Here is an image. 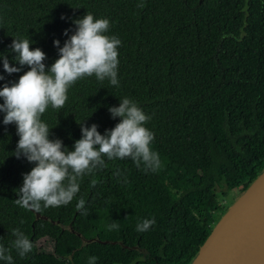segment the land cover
Returning a JSON list of instances; mask_svg holds the SVG:
<instances>
[{
	"label": "trees",
	"instance_id": "trees-1",
	"mask_svg": "<svg viewBox=\"0 0 264 264\" xmlns=\"http://www.w3.org/2000/svg\"><path fill=\"white\" fill-rule=\"evenodd\" d=\"M87 13L108 19L105 35L121 41L119 84L95 74L77 80L63 108L49 105L41 116L49 139L74 151L83 124L104 135L121 120L109 108L127 97L151 117L145 127L154 133L150 148L160 167L146 172L130 157L105 156L70 204L26 210L14 201L35 165L15 157L17 126L4 125L0 112V246L11 249L13 264H88L90 256L96 264H192L264 171V0H0V90L30 70H4L5 56L20 67L13 39H29L50 68L60 58L54 41L63 47ZM221 187L233 194L224 205ZM80 198L87 215L76 209ZM153 218L148 231H136ZM39 223L58 231L51 253L35 239ZM112 223L119 226L109 231ZM15 229L33 242L23 258L12 247Z\"/></svg>",
	"mask_w": 264,
	"mask_h": 264
},
{
	"label": "clouds",
	"instance_id": "clouds-1",
	"mask_svg": "<svg viewBox=\"0 0 264 264\" xmlns=\"http://www.w3.org/2000/svg\"><path fill=\"white\" fill-rule=\"evenodd\" d=\"M74 23L75 34L65 41L63 47L59 40L54 41L60 58L50 68L46 69L44 61L47 57L40 48L31 50L29 39H13L10 46L20 67H12L8 58L3 57V68L9 75L19 73L24 66L30 69L20 76L18 82L6 83L0 90L3 99L0 112L5 114L3 123L15 124L20 137L14 155L35 165L30 173L24 174L23 186L17 193L19 199L14 201L30 211L40 212L42 204L44 208L70 204L80 191L79 181L84 175H91L97 168L105 166L102 157L106 156L108 160L130 157L137 168L143 164L146 172L157 170L161 164L159 154L150 148L154 133L145 127L151 117L127 97L121 100L119 107L109 108L112 118L121 120L104 135L97 130L98 125L88 128L83 124L82 138L75 142L74 151L65 149L60 139H49V127L41 121V116L49 105L55 109L63 108L68 88L77 80L95 74L99 81L107 78L112 85L119 84L117 49L121 41L105 35L109 20L94 19L91 13H87ZM64 35H69L67 30ZM4 79L0 75V80ZM91 183L94 187L96 180ZM85 203L80 198L76 209L87 215ZM154 223V218L144 219L137 224L136 231H148ZM118 226V223H112L108 230ZM12 234L16 237L12 247L23 258L33 250V242L20 229H15ZM97 259L90 256L88 264H96ZM0 260L13 264L11 249L0 246Z\"/></svg>",
	"mask_w": 264,
	"mask_h": 264
},
{
	"label": "water",
	"instance_id": "water-1",
	"mask_svg": "<svg viewBox=\"0 0 264 264\" xmlns=\"http://www.w3.org/2000/svg\"><path fill=\"white\" fill-rule=\"evenodd\" d=\"M79 236L83 246L89 244ZM192 264H264V171L217 223Z\"/></svg>",
	"mask_w": 264,
	"mask_h": 264
},
{
	"label": "rangeland",
	"instance_id": "rangeland-1",
	"mask_svg": "<svg viewBox=\"0 0 264 264\" xmlns=\"http://www.w3.org/2000/svg\"><path fill=\"white\" fill-rule=\"evenodd\" d=\"M227 187L217 189V195L221 205L226 204L233 196ZM57 229L54 230L44 223H39L35 239L43 252L51 253L54 249L53 237L57 234Z\"/></svg>",
	"mask_w": 264,
	"mask_h": 264
}]
</instances>
